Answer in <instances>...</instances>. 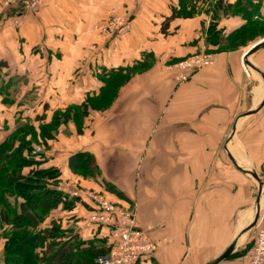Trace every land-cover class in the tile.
<instances>
[{
  "label": "crops",
  "instance_id": "1",
  "mask_svg": "<svg viewBox=\"0 0 264 264\" xmlns=\"http://www.w3.org/2000/svg\"><path fill=\"white\" fill-rule=\"evenodd\" d=\"M216 1L189 0L201 12L168 22L180 0H48L36 12L0 13L2 141L19 121L44 123L52 110L103 98L102 76L154 56L153 66L123 85L112 105L89 108L81 134L71 127L60 168L69 170L73 152L94 154L101 171L96 187L114 202L137 207L139 225L160 243L153 258L161 264L207 263L255 212L259 189L229 154L264 181V105L247 114L262 102L264 80L244 60L257 41L228 40L246 23L245 12L264 22V0H222L220 41L209 45ZM113 9L131 19L130 29L96 31ZM203 47L214 49L215 62L180 83L174 66ZM253 58L264 68V48ZM103 180L124 196L107 190ZM73 214L84 218L88 210L59 207L52 213L65 219ZM248 255L219 264H247ZM3 257L0 236V264Z\"/></svg>",
  "mask_w": 264,
  "mask_h": 264
},
{
  "label": "trees",
  "instance_id": "2",
  "mask_svg": "<svg viewBox=\"0 0 264 264\" xmlns=\"http://www.w3.org/2000/svg\"><path fill=\"white\" fill-rule=\"evenodd\" d=\"M187 1L180 0L179 6L173 7V13L166 22L175 17H191L201 12L196 7L188 6ZM221 8L225 9V5L222 0H217L206 38L209 45L220 41L217 26L218 10ZM253 15L252 11L245 12L243 18L246 23L228 36V40L241 39L254 31H262L264 22L254 20ZM163 30L166 32V26ZM208 49L214 50L210 47ZM154 61V56L147 53L132 65L107 72L106 76H102L104 85L100 95L107 92L110 95L108 101L112 103L116 96L109 93V90L114 88L115 83L120 81L122 84L134 75L149 70ZM97 100L100 98H89L81 105L56 111L50 124H41L40 133L31 123L19 121L5 140L0 139V231L4 240V264H98V258L110 250L112 238L108 228L98 225L84 230L79 228L80 223L84 224L95 211L93 203L86 196L70 198L58 190L56 183L62 178L61 168L54 165L41 167L48 159L47 150L37 151L34 145L41 137L47 145L54 136L52 130L63 122L75 120L77 115L82 114L81 110L87 114L89 108L100 109L95 104ZM68 168L93 179L101 174L95 155L88 151L73 152L68 158ZM103 184L119 197L124 196L112 183L103 180ZM59 207L69 212L81 207L88 210V215L81 218L73 214L67 219L53 217V211ZM148 262L161 264L153 256L134 264Z\"/></svg>",
  "mask_w": 264,
  "mask_h": 264
},
{
  "label": "built area",
  "instance_id": "3",
  "mask_svg": "<svg viewBox=\"0 0 264 264\" xmlns=\"http://www.w3.org/2000/svg\"><path fill=\"white\" fill-rule=\"evenodd\" d=\"M48 0H1L0 13L19 9L23 12H36ZM19 24L20 21L17 20ZM131 19L119 13H112L98 28L104 33L118 35L130 29ZM215 62V53L206 47L178 62L174 68L181 70L177 76L180 83L190 80L192 74ZM40 150V148H38ZM70 198L82 197L77 190L58 187ZM87 197L96 208L82 225L83 229L98 225L108 228L112 238L110 250L100 256L98 264H134L140 260L152 257L160 243L153 240L150 230L139 225L137 207L108 200L97 193H88ZM254 244L248 255L247 264H264V226L259 222Z\"/></svg>",
  "mask_w": 264,
  "mask_h": 264
},
{
  "label": "rangeland",
  "instance_id": "4",
  "mask_svg": "<svg viewBox=\"0 0 264 264\" xmlns=\"http://www.w3.org/2000/svg\"><path fill=\"white\" fill-rule=\"evenodd\" d=\"M112 13H119V12L116 9L111 10L108 18L110 17V15ZM119 14H121V13H119ZM101 23L102 22H99L97 24L96 31H98L100 33H104L102 30H100L98 28V26ZM104 34H108V33H104ZM108 35H111V34H108ZM262 38H264V29L262 31H254L251 34H248L245 37L241 38L240 40H241V42H243L245 44L246 42H249V41H252L251 43H254L256 41L261 40ZM128 81H126L122 84L120 83V81H117L114 85V88L109 90V93H111V94L113 93V95L116 96L112 103L110 101H108V99L110 98V95L107 94V96H104L103 98H100V100L96 101V103H95L96 106L100 109H105V108H108L110 105H112L114 103V101L116 100V98L118 97L119 92L121 90V87L123 85H125ZM20 92L21 91L19 88H15L14 95H19ZM19 97H20V95H19ZM8 103L9 102L6 103L7 106L10 105ZM12 104H13V102H12ZM71 106H75V104H70L68 107H66L65 109H62V110H66L67 108H69ZM59 110H61V109L52 110L50 113V116L47 117V119H46V121H44V123L50 124L52 118L55 116V112L59 111ZM83 113H84V111L81 110L80 111L81 115H77L75 120L70 119L66 122L61 123L57 128L53 129L52 133L54 136L51 139H49V141L47 142V145H46V142L44 141V139L42 137L40 138L38 143L36 142L34 144L37 151H39L38 148H40V150H43V149L47 150V158L48 159L45 162H43L41 167L54 165V166H57L60 168L62 166L61 164H63V161L61 160L60 155L63 154L64 152H66V154H67V151L64 148L65 144H63V143H65V141L67 140V137L71 136V134H72L71 127L73 129L75 126L78 133L81 134L83 132V129H85L88 126L89 119L86 118L88 114H83ZM16 120L18 121L19 119H16ZM44 123L37 122V123L32 124V125L35 127L34 129L40 133L41 124H44ZM70 125H72V126H70ZM80 126H81V129L79 130ZM28 137L30 138V136H28ZM62 150H64V151H62ZM55 161H57V162L55 163ZM61 171H62V178L59 179L58 182L56 183L57 189L59 186H61L63 189L67 188L68 190L77 189L81 193H84L86 196L88 195V193H94L95 192V193L100 194V195L104 196L105 198H107L105 196L104 192L100 191V189L96 187L95 183L93 182V178H91L90 176H85V175H81L79 173H74L70 169L68 171L64 172L63 168H61ZM11 200H12V202H14L13 198ZM108 200H110V199H108ZM111 201H114V200H111ZM259 228H260L259 224H257L256 226L251 228L250 233H248L244 236L241 249L238 251L239 254H246V255H247V253L249 254V252H250V250L254 244L255 237H256V234H257V231ZM1 235H2V231H0V236Z\"/></svg>",
  "mask_w": 264,
  "mask_h": 264
},
{
  "label": "water",
  "instance_id": "5",
  "mask_svg": "<svg viewBox=\"0 0 264 264\" xmlns=\"http://www.w3.org/2000/svg\"><path fill=\"white\" fill-rule=\"evenodd\" d=\"M263 48H264V38H262L261 40L257 41L256 43L252 45L251 49H249L245 53L244 60L249 66L253 67L256 71H258L264 80V68L261 67L253 58V55L257 51ZM263 105H264V98L257 108L252 109L247 114L255 113ZM238 121L235 123V126H237ZM233 134H234V131H233ZM229 158L231 162L233 163V165L238 170L247 173L250 176V178L253 180V182L257 185L259 189L258 200H262V204H261V207L258 210H256L253 213V215L246 221V223L240 228V230L237 232L231 244L223 252H221L220 254H218L217 256H215L213 259H211L205 264H219L223 260L235 255L241 249V246L243 243V236L246 233V231L249 228L256 226L259 223V221L262 219V217L264 216V181L263 179H261V177L259 176V174L257 173L254 167H245V166L238 164L235 161V159L231 156V154H229Z\"/></svg>",
  "mask_w": 264,
  "mask_h": 264
},
{
  "label": "bare ground",
  "instance_id": "6",
  "mask_svg": "<svg viewBox=\"0 0 264 264\" xmlns=\"http://www.w3.org/2000/svg\"><path fill=\"white\" fill-rule=\"evenodd\" d=\"M254 71H256L253 67H251ZM257 72V71H256ZM261 204H262V200H258L257 202H256V205L254 206V211H256V210H258L260 207H261ZM250 231H251V228H249L247 231H246V233H250ZM245 233V234H246ZM245 236V235H244ZM244 236H243V238H244Z\"/></svg>",
  "mask_w": 264,
  "mask_h": 264
}]
</instances>
